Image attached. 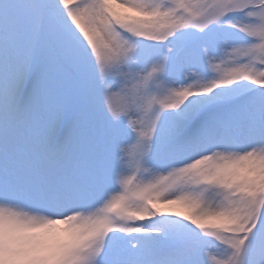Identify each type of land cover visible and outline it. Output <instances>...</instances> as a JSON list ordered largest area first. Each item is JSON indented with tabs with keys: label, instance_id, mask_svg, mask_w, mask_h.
<instances>
[{
	"label": "snow or ice",
	"instance_id": "6c2138e0",
	"mask_svg": "<svg viewBox=\"0 0 264 264\" xmlns=\"http://www.w3.org/2000/svg\"><path fill=\"white\" fill-rule=\"evenodd\" d=\"M0 264H264V0H0Z\"/></svg>",
	"mask_w": 264,
	"mask_h": 264
}]
</instances>
